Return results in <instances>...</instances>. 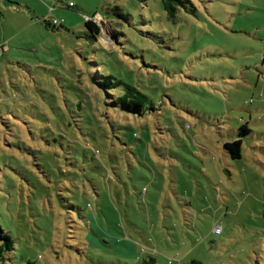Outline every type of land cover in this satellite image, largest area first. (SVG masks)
Masks as SVG:
<instances>
[{
	"label": "rangeland",
	"instance_id": "rangeland-1",
	"mask_svg": "<svg viewBox=\"0 0 264 264\" xmlns=\"http://www.w3.org/2000/svg\"><path fill=\"white\" fill-rule=\"evenodd\" d=\"M69 1L0 0L10 261L264 264V0H191L174 18L162 0ZM116 78L145 114L120 108Z\"/></svg>",
	"mask_w": 264,
	"mask_h": 264
},
{
	"label": "trees",
	"instance_id": "trees-1",
	"mask_svg": "<svg viewBox=\"0 0 264 264\" xmlns=\"http://www.w3.org/2000/svg\"><path fill=\"white\" fill-rule=\"evenodd\" d=\"M164 8L169 15V17L174 18L176 15V10L179 7H187L188 4H192L191 0H162ZM194 8V7H193ZM123 16H125L123 14ZM44 21L48 22L52 27L55 26L51 24L48 19H44ZM109 23V22H108ZM85 25L88 29L87 37L91 40H98L101 36L102 27L93 19H87L85 21ZM109 26L112 25L109 23ZM115 30V29H114ZM117 36V32L114 34ZM111 79H115L111 77ZM115 87L121 88L120 92H117L115 95L111 96L115 98L116 103L120 106L122 110L127 113L135 114V115H143L146 110H148V95L138 87V85H134L122 78H116L114 83ZM110 84L104 85V88L108 90ZM250 129L243 125L239 128V138H236L232 141H228L225 143V148L229 151L232 158H240L242 154V144L243 137L249 133ZM1 179L0 176V190H1ZM14 251V243L11 236L5 231L2 225H0V264H13L10 261V254ZM143 264H156V260L150 256V259L143 260Z\"/></svg>",
	"mask_w": 264,
	"mask_h": 264
},
{
	"label": "built area",
	"instance_id": "built-area-1",
	"mask_svg": "<svg viewBox=\"0 0 264 264\" xmlns=\"http://www.w3.org/2000/svg\"><path fill=\"white\" fill-rule=\"evenodd\" d=\"M68 6L69 7H74L75 6L74 1H69ZM53 9H54V7H50V10H53ZM102 18H103V16L101 14H96L93 18L87 17V19H93L98 24H100L101 26H103L102 24L104 23V19H102ZM48 20H49V22L51 24H54V25H56L59 22L57 18H53V19L50 18ZM6 49H7L6 43L3 42V41H0V55H2L3 52ZM214 231L217 232V233H219L221 231V225H219V224L215 225Z\"/></svg>",
	"mask_w": 264,
	"mask_h": 264
},
{
	"label": "crops",
	"instance_id": "crops-1",
	"mask_svg": "<svg viewBox=\"0 0 264 264\" xmlns=\"http://www.w3.org/2000/svg\"><path fill=\"white\" fill-rule=\"evenodd\" d=\"M70 1H73V0H70ZM75 6H76V4H75Z\"/></svg>",
	"mask_w": 264,
	"mask_h": 264
}]
</instances>
